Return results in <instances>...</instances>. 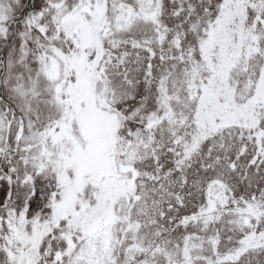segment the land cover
Instances as JSON below:
<instances>
[{"label":"snow or ice","instance_id":"6c2138e0","mask_svg":"<svg viewBox=\"0 0 264 264\" xmlns=\"http://www.w3.org/2000/svg\"><path fill=\"white\" fill-rule=\"evenodd\" d=\"M0 264H264V0H0Z\"/></svg>","mask_w":264,"mask_h":264}]
</instances>
